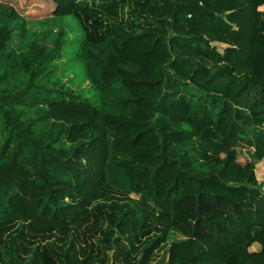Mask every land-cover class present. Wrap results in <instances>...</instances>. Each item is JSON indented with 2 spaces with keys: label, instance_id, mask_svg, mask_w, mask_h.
<instances>
[{
  "label": "trees",
  "instance_id": "1",
  "mask_svg": "<svg viewBox=\"0 0 264 264\" xmlns=\"http://www.w3.org/2000/svg\"><path fill=\"white\" fill-rule=\"evenodd\" d=\"M19 1L0 0V264H149L171 231L167 264H264V0ZM68 16L95 104L56 66L66 30H27Z\"/></svg>",
  "mask_w": 264,
  "mask_h": 264
},
{
  "label": "rangeland",
  "instance_id": "2",
  "mask_svg": "<svg viewBox=\"0 0 264 264\" xmlns=\"http://www.w3.org/2000/svg\"><path fill=\"white\" fill-rule=\"evenodd\" d=\"M34 4L31 7H28L26 14L40 13L45 9H49V12H52V8L55 4L53 0H35ZM21 0L18 2L20 5ZM54 3V4H53ZM20 7H22L20 5ZM32 8V10H31ZM59 28H63L66 30V50L63 53V56L60 61L56 63L58 70L64 71V80H68L71 78L69 83L71 89H73L77 94L79 91L83 93V95H87L92 103L95 104V98L93 97V90L90 88L88 82L84 79L82 74V65L75 60V53L77 50L78 43L81 41L82 34L80 32V28L78 27L77 23L71 18L66 17L65 20L61 23L60 21H47V22H40V23H29L27 25V30L29 34L36 33L40 38L43 36V33L46 30H49L52 34ZM29 34L23 39V42L26 43L29 39ZM15 43H19V38L15 39ZM94 99V101L92 100ZM260 177V176H258ZM264 192V188H262ZM184 237L179 232L171 231L168 235L167 242L161 245L152 255L149 264H167L168 257H167V249L169 244L172 241L182 240ZM253 249H257V246H254ZM252 249V250H253ZM109 258V263L111 262L112 251L106 252Z\"/></svg>",
  "mask_w": 264,
  "mask_h": 264
}]
</instances>
